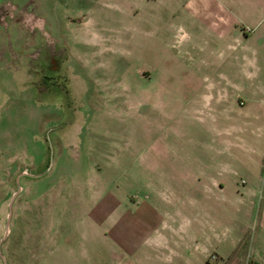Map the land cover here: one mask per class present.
<instances>
[{"label":"rangeland","instance_id":"obj_1","mask_svg":"<svg viewBox=\"0 0 264 264\" xmlns=\"http://www.w3.org/2000/svg\"><path fill=\"white\" fill-rule=\"evenodd\" d=\"M199 2L0 0V264H222L233 223L249 247L264 17L223 63Z\"/></svg>","mask_w":264,"mask_h":264},{"label":"crops","instance_id":"obj_2","mask_svg":"<svg viewBox=\"0 0 264 264\" xmlns=\"http://www.w3.org/2000/svg\"><path fill=\"white\" fill-rule=\"evenodd\" d=\"M199 5L205 9L200 14L203 19V27L209 33L219 39L215 52L217 56L224 59L223 63L228 61V50L235 49V45L228 40L230 33H233L236 42L245 41V39L255 35L258 27L264 17V0H199ZM190 3V2H189ZM194 4V2H192ZM263 4V7H259ZM194 15L185 16V20L191 21ZM237 21L241 22V28H238ZM260 37L263 38L261 35ZM259 37V38H260ZM264 42V39H262ZM248 47V46H247ZM238 49V48H236ZM235 49V50H236ZM242 49H245L242 48ZM245 54V52L243 53ZM213 185L218 184L215 179H212ZM220 188L223 185L218 184ZM223 196H227L225 193ZM231 197V196H230ZM241 195L233 194V198H239ZM229 198V196H228ZM239 210V209H238ZM232 226V227H231ZM229 228L231 229L230 239L227 245L230 247L222 251V264H264V200L259 213L257 227L253 234L251 241L248 243L249 251L246 249V225L233 223ZM246 233V234H245ZM162 241V240H161ZM163 242V241H162ZM249 258V259H248ZM247 261V263H246Z\"/></svg>","mask_w":264,"mask_h":264},{"label":"water","instance_id":"obj_3","mask_svg":"<svg viewBox=\"0 0 264 264\" xmlns=\"http://www.w3.org/2000/svg\"><path fill=\"white\" fill-rule=\"evenodd\" d=\"M10 214H11V202H10V204H9V216H10ZM5 238V235L2 237V239L1 240H3ZM1 240H0V242H1ZM4 258V257H3Z\"/></svg>","mask_w":264,"mask_h":264}]
</instances>
